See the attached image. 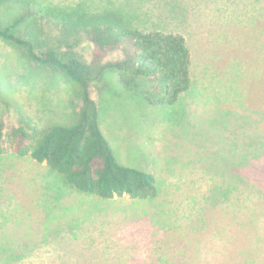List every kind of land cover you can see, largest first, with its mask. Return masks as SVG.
Segmentation results:
<instances>
[{
	"label": "rangeland",
	"instance_id": "374dc122",
	"mask_svg": "<svg viewBox=\"0 0 264 264\" xmlns=\"http://www.w3.org/2000/svg\"><path fill=\"white\" fill-rule=\"evenodd\" d=\"M42 1L115 14L143 31L182 34L191 52L193 84L171 106L151 104L137 90H127L115 71L105 72L90 87L102 132L118 161L153 172L160 186L158 198L145 203L143 217L126 227L124 214L114 210L132 206L127 195L102 204L114 210L98 211L83 223V236L73 239L68 231L73 219L94 203L89 196L66 189L53 200L58 189L42 185L44 168L21 161L12 168L0 167V255L10 253L0 264H156L162 252L184 248L186 233L196 236L194 245L205 232L201 236L214 245L219 264L235 258L239 248L247 254L250 247L264 249L259 242L264 237L252 231L257 221L264 226V157L259 164L236 166L232 173L239 182L222 161L231 160L230 146L241 144L252 161L257 157L254 148L261 146L256 143L264 147V0ZM16 11H5L2 23ZM48 28L37 36L38 49L55 47L91 61L94 46L86 36L68 35L54 25ZM120 57L116 51L104 60ZM81 103L77 88L60 71L35 65L23 51L0 40V121L6 128L25 124L24 116L40 127L71 124ZM46 199L53 201L51 208H45ZM71 212L75 216H69ZM164 221L174 226L170 233L161 227ZM59 225L69 228L60 232ZM225 226L232 236H224ZM159 238L164 242L151 255L148 243ZM9 239L20 241L4 249ZM193 254L188 258L195 260ZM175 258L184 264L187 256L180 251Z\"/></svg>",
	"mask_w": 264,
	"mask_h": 264
},
{
	"label": "trees",
	"instance_id": "16d2710c",
	"mask_svg": "<svg viewBox=\"0 0 264 264\" xmlns=\"http://www.w3.org/2000/svg\"><path fill=\"white\" fill-rule=\"evenodd\" d=\"M13 7H17V11L9 22L3 24L1 15ZM48 25L60 27L68 35L86 36L94 46L91 61L81 60L72 52H62L55 47L38 49L35 44L37 36L48 33ZM0 40L23 51L27 59L35 65L60 71L77 88L82 101L71 124L40 127L31 117L24 116L25 124L6 128L0 121V167L12 168L16 161H21L37 170L44 168L46 172L41 178L42 185L50 190L58 189L54 192L56 195L53 200H57L61 196L60 193L66 189L71 193L89 196L94 203L90 204L82 215L72 218L74 222L68 232H71L73 239L83 236V223L93 220L98 211L103 210L106 214L113 211L111 206L102 204L111 202L115 197L127 195L132 203V206L125 204L114 210L124 214L121 221L126 224L122 226L126 227L127 223L134 220L139 221L144 215L145 203L158 198L160 186L153 172L118 161L102 132L99 107L90 95V87L105 72L115 71L124 88L137 90L147 102L161 106L178 103L180 96L188 93L193 84L191 52L185 37L180 33L163 30L143 31L126 24L115 14H92L79 8L53 7L42 0H0ZM116 51L119 52L120 58L104 60L109 53ZM256 144L261 145L254 148L256 161L248 159L250 152L248 149L242 151L241 144L237 145L236 149L235 146L229 147L228 155H231V160L228 159L230 161L227 162L223 158L222 161L232 170L231 173L236 171L239 164H259L263 160V143L259 141ZM234 155L238 156L234 158ZM233 175L236 182L241 180ZM50 176L55 179L48 181ZM262 176L264 177V174ZM37 200L39 201V198ZM53 204V201L49 202L48 199L44 202L45 208H51ZM71 213L69 216H75L74 212ZM105 223L106 220L102 222L103 226ZM164 223L166 221L161 223V227H166V232L170 233L174 226L171 228L167 223L164 226ZM151 224L160 223L153 221ZM64 228L69 227L58 226L60 232L64 231ZM154 228L159 230L156 226ZM168 229L170 231H167ZM161 230L163 229L160 228ZM227 230L229 228L225 226L224 236H232ZM254 230L264 237V226L258 221L254 224L252 231ZM199 234L203 235L205 232ZM201 235L197 237L195 248L193 241L196 236L186 233L184 240L181 239L184 248L162 252L156 264H177L175 257L180 255V251L187 258L194 257V252L196 254L195 260L198 263L194 258H186L184 264H219L214 260V245H208L205 237ZM239 235L240 233H237L236 236ZM138 236L143 235L139 233ZM19 241L6 240L3 248L14 247ZM153 241L155 243H148L151 255L164 242L160 238ZM189 241L192 243L189 244ZM259 242L264 247V238ZM239 249L233 253L235 258L227 257L224 264H264V249L258 251L250 247L249 254ZM169 251L176 256H171ZM9 254H1L0 260H9Z\"/></svg>",
	"mask_w": 264,
	"mask_h": 264
}]
</instances>
